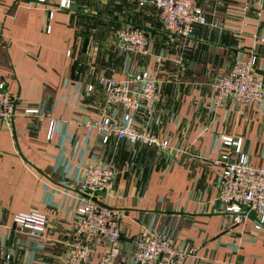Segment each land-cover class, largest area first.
Returning a JSON list of instances; mask_svg holds the SVG:
<instances>
[{
    "label": "crops",
    "instance_id": "obj_1",
    "mask_svg": "<svg viewBox=\"0 0 264 264\" xmlns=\"http://www.w3.org/2000/svg\"><path fill=\"white\" fill-rule=\"evenodd\" d=\"M61 1L0 0V82L18 98L12 128L0 123V254L11 252L12 264H44L65 260L74 244L84 242L75 234L78 197L66 188L80 192L94 150L118 171L97 199L125 211L126 251L153 218L155 228L171 229L178 242L197 246L184 264H264V228L255 230V216L233 222L216 199L218 172L212 170L213 160L232 148L222 141L226 135L243 137L251 161L264 164V107L232 97L214 112L210 107L212 78L227 72L239 52L253 49L264 76V42L253 36L264 32V1L245 8L246 0H195L208 24L196 25L188 40L168 33L148 3L72 0L66 8ZM125 24L152 35L151 55L131 58L159 81L155 131L180 153L116 137L103 144L97 129L88 133L87 120L99 119L106 106L100 78L130 79L123 72L127 57L117 48ZM90 84L95 88L89 92ZM29 108L43 117L26 114ZM147 118L139 117V124ZM51 119L59 130L48 140ZM32 210L48 216L40 235L14 222L16 212Z\"/></svg>",
    "mask_w": 264,
    "mask_h": 264
},
{
    "label": "built area",
    "instance_id": "obj_2",
    "mask_svg": "<svg viewBox=\"0 0 264 264\" xmlns=\"http://www.w3.org/2000/svg\"><path fill=\"white\" fill-rule=\"evenodd\" d=\"M46 0H39L44 3ZM141 5H153L160 15L164 29L173 36L183 39L194 37L196 25H207V16L195 0H137ZM264 0H246L245 8L250 4ZM72 0H62L61 7H70ZM31 3H29L30 5ZM259 14H262L261 11ZM51 9L50 17H53ZM51 27L48 26L50 32ZM257 42H264V32L253 34ZM152 36L144 28L133 24L123 25L117 33V48L126 56L123 72L129 80L103 76L100 86L105 95L107 107H114L115 113L107 109L99 119H88V133L97 129L102 143L107 144L116 137L132 146L144 144L162 151L180 153L183 149L173 143L169 137H162L153 130L154 116L160 100V86L157 78L149 70L143 69L131 58L132 55H151ZM72 55V51H68ZM163 56L157 59L161 61ZM257 53L241 51L236 56L231 68L212 78L210 107L214 112L221 105L233 98L240 105L256 104L264 107V76L257 71ZM95 86L90 84L88 91ZM18 98L6 89L5 82H0V123L11 129L17 116ZM149 115L146 124H139L140 111ZM26 114L40 115L39 109L29 108ZM59 124L51 119L47 139L52 140ZM69 140V139H68ZM224 145L232 147L213 160L212 170L218 172V196L223 210L228 212L235 223L251 220L255 230L264 228V164H254L244 150V138L222 137ZM118 171L113 164H104L94 150H91V162L83 169L79 181L80 192L66 188L69 195L77 196L75 205V234L84 242L74 244L67 258L62 261L44 264H184L189 257H195L197 246L187 242H178L171 229L159 230L154 227L152 218L143 235L135 240L134 247L126 251L121 245V222L126 213L122 208L110 206L97 200L98 192L110 188ZM78 194V195H77ZM154 217V216H153ZM14 222L21 230L33 234H42L48 226L46 213L32 210L14 214ZM101 242L109 245L108 250L101 249ZM99 253L98 260L93 259ZM12 253L0 254V264H12Z\"/></svg>",
    "mask_w": 264,
    "mask_h": 264
},
{
    "label": "rangeland",
    "instance_id": "obj_3",
    "mask_svg": "<svg viewBox=\"0 0 264 264\" xmlns=\"http://www.w3.org/2000/svg\"><path fill=\"white\" fill-rule=\"evenodd\" d=\"M152 36V35H151ZM2 82V81H1ZM105 99H106V95H105ZM105 109H107V113H109V114H114L115 113V109H114V107H107V102H106V106L104 107V109H103V113H104V110ZM144 114H146V116L148 117L147 118V120L145 121V123L144 124H146L148 121H149V115L144 111V110H141L140 111V115H139V117H141L142 115H144ZM154 116H156V112H155V114H154ZM158 124L157 123H155V122H153V130H154V132H156L155 131V126H157ZM154 148V147H153ZM156 149V148H155Z\"/></svg>",
    "mask_w": 264,
    "mask_h": 264
},
{
    "label": "water",
    "instance_id": "obj_4",
    "mask_svg": "<svg viewBox=\"0 0 264 264\" xmlns=\"http://www.w3.org/2000/svg\"><path fill=\"white\" fill-rule=\"evenodd\" d=\"M97 199V198H96ZM98 200V199H97ZM251 216L254 217L253 212L251 213Z\"/></svg>",
    "mask_w": 264,
    "mask_h": 264
}]
</instances>
